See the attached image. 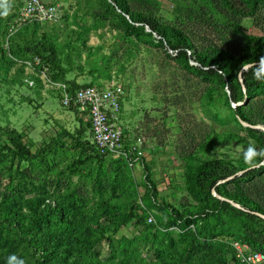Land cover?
Masks as SVG:
<instances>
[{"label": "trees", "instance_id": "1", "mask_svg": "<svg viewBox=\"0 0 264 264\" xmlns=\"http://www.w3.org/2000/svg\"><path fill=\"white\" fill-rule=\"evenodd\" d=\"M84 1L95 20L108 24L128 41L134 39L157 47L180 70L195 77L203 87L202 105L220 97L229 110V118L239 126L240 121L248 126H241L244 136L230 132L207 135L204 143L187 156L182 177L189 202L181 207L158 197L151 170L141 157L138 158L144 171L140 182L144 189L142 205L136 198L126 206L112 205V199L119 201L125 195L128 198L129 191L137 193V184L134 188L123 158L98 153L89 121L75 134L63 131L62 136L69 137L68 148L79 152L78 159L69 165L72 173L95 163L93 185L101 198L93 208L87 207L70 183L63 187H52L50 181L35 185L26 166L36 157L42 159L44 149L32 153L22 133L6 129L0 154L11 162L8 176L12 188L0 191V264H6L12 254L25 259L26 264H228L230 259L239 264L231 242L264 254V220L255 214L264 215V164H261L264 158L252 168L244 163L242 153L236 159H228L204 151L220 140L241 144L244 149L252 141L256 149H264V82L255 80L252 74L253 64L264 56V34H249L242 26L246 18H255L264 25V0L189 2L193 9L215 17L188 20L213 30L219 44L202 36L200 31L194 34L184 24L168 23L149 10L135 7L133 0ZM20 6L19 1L10 3L8 14L0 15V60H8L7 68L17 65L23 75V62L37 57L39 68H47V77L66 84L69 92L102 85L98 82L81 85L68 78L75 71L72 64L81 59L82 51H91L86 33L71 31L72 40L60 44L59 22L18 25ZM245 63L250 65L248 69L241 66ZM28 77L37 88L42 86L35 75ZM67 109L79 112L73 107ZM123 134V149L131 154L124 129ZM241 171L244 172L238 175ZM229 177L232 178L226 180ZM213 190L242 209L216 198ZM106 191H110V197L103 198ZM150 214L155 216L154 223L147 222ZM130 223L137 234L131 238L118 237L120 229ZM102 243L107 246L105 258L97 250ZM145 251L153 259H146Z\"/></svg>", "mask_w": 264, "mask_h": 264}, {"label": "rangeland", "instance_id": "2", "mask_svg": "<svg viewBox=\"0 0 264 264\" xmlns=\"http://www.w3.org/2000/svg\"><path fill=\"white\" fill-rule=\"evenodd\" d=\"M191 1L143 0L138 3L133 0L132 4L141 10H149L168 23L184 24L194 34L200 31L202 36L219 44L213 30L208 31L196 26L195 20H188L215 19L190 7ZM59 3L62 5L63 20L57 27L58 42L63 44L71 41V31H81L87 34V47L91 49L90 52L82 51L81 59L72 64L75 71L68 78L81 85L99 83L105 86L118 82L126 89L119 124L126 131L127 143L132 152L127 153L129 160L124 156L120 158L127 162L133 187L137 184V193L135 190L132 194L129 191L128 198L125 195L119 201L112 199L111 204L126 206L136 198L137 203L142 205L144 189L140 182L144 171L142 160L138 157L149 166L160 199L176 207L187 204L189 198L184 191L182 177L187 156L212 133L219 135L230 132L244 136L241 129L243 125L239 126L229 118V110L220 97L211 104L202 105V85L195 77L180 70L157 47L122 38L108 24L95 20L84 0H59ZM242 26L249 34H264V25L255 18L244 19ZM7 62L6 58L0 60V142L6 129H16L22 133L23 141L29 145L32 153L38 148L45 152L42 159L36 157L26 166L27 174L31 175L35 185L42 181H50L52 187H63L70 183V187L78 191L88 208L97 207L101 195L93 185L95 163L88 167L81 166V172L72 173L69 165L78 159L79 152L68 148L69 137L62 136L63 131L75 134L81 125L85 126L88 117L63 107L56 90L44 77L36 76L42 84L37 88L30 84L28 76L33 75L31 70L24 67V73L20 75V67L15 65L7 68ZM252 143L250 141L251 146ZM243 150L241 144L221 140L213 148H204L213 156L228 159H236ZM131 157L134 158L131 160ZM10 164L0 154V191L12 188L8 176ZM110 194V191L104 192L103 198L110 197ZM150 217L152 221L149 222ZM148 219V223L155 222L152 214ZM136 232L130 223L122 227L117 236L131 238ZM97 250L102 258L106 257V244L98 245ZM143 256L148 260L153 259L149 251H145ZM228 264L234 262L230 259Z\"/></svg>", "mask_w": 264, "mask_h": 264}, {"label": "built area", "instance_id": "3", "mask_svg": "<svg viewBox=\"0 0 264 264\" xmlns=\"http://www.w3.org/2000/svg\"><path fill=\"white\" fill-rule=\"evenodd\" d=\"M18 1L21 2L16 20L18 25L33 22L53 24L62 19V5L57 0H10V3ZM23 64L33 75L46 79V82L58 93L63 107H73L80 113L86 114L90 123L92 142L100 155H110L113 158L124 156L129 160L128 151L123 149L124 134L119 124L121 104L126 96L123 84L113 82L105 86H85L69 92L66 84L52 82L47 77L46 67L39 68V58L24 61ZM30 84L33 85L34 82L31 80ZM148 221H152V218L150 217ZM232 246L239 264L264 263L263 253L249 251L246 245L238 242L233 243Z\"/></svg>", "mask_w": 264, "mask_h": 264}, {"label": "clouds", "instance_id": "4", "mask_svg": "<svg viewBox=\"0 0 264 264\" xmlns=\"http://www.w3.org/2000/svg\"><path fill=\"white\" fill-rule=\"evenodd\" d=\"M10 9V0H0V15L6 16ZM246 67L247 64H242ZM253 78L264 82V56H260L252 66ZM243 161L249 167H255L260 158H264V149L258 150L254 146H249L242 152ZM6 264H26L25 259L15 254L9 255Z\"/></svg>", "mask_w": 264, "mask_h": 264}, {"label": "water", "instance_id": "5", "mask_svg": "<svg viewBox=\"0 0 264 264\" xmlns=\"http://www.w3.org/2000/svg\"><path fill=\"white\" fill-rule=\"evenodd\" d=\"M250 67V65H247L246 67H244V69H248ZM240 83L242 84V86H243V81H242V78L240 77ZM244 87V86H243ZM236 105H234L233 107H235ZM240 123L243 125V126H248L247 124H245L244 122H242V121H240ZM261 164H264V162L263 163H261ZM253 168V167H252ZM244 171H241V172H239V173H237L238 175H240V174H242ZM233 177V176H232ZM232 177H229V178H227L226 180H229V179H231ZM226 180H224V181H226ZM224 181H222V182H224ZM213 195L216 197V198H218V199H220V200H222V201H227V202H229L232 206H234V207H236V208H238V209H242L238 204H236V203H234V202H232V201H230V200H227V199H225V198H223V197H220L218 194H216L215 193V191L213 190ZM258 217H260L261 219H263L264 220V215H262V214H260V213H255Z\"/></svg>", "mask_w": 264, "mask_h": 264}]
</instances>
